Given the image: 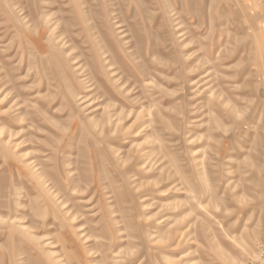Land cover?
Instances as JSON below:
<instances>
[{
    "label": "rangeland",
    "instance_id": "obj_1",
    "mask_svg": "<svg viewBox=\"0 0 264 264\" xmlns=\"http://www.w3.org/2000/svg\"><path fill=\"white\" fill-rule=\"evenodd\" d=\"M0 264H264V0H0Z\"/></svg>",
    "mask_w": 264,
    "mask_h": 264
},
{
    "label": "bare ground",
    "instance_id": "obj_2",
    "mask_svg": "<svg viewBox=\"0 0 264 264\" xmlns=\"http://www.w3.org/2000/svg\"><path fill=\"white\" fill-rule=\"evenodd\" d=\"M89 88V87H88ZM116 114H117V112H116ZM80 235V234H79Z\"/></svg>",
    "mask_w": 264,
    "mask_h": 264
}]
</instances>
